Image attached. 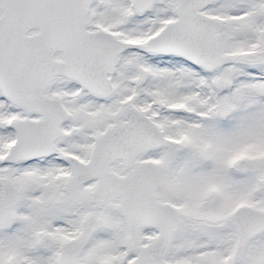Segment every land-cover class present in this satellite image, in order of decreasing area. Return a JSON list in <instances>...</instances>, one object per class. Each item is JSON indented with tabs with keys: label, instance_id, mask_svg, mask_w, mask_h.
Segmentation results:
<instances>
[{
	"label": "snow or ice",
	"instance_id": "snow-or-ice-1",
	"mask_svg": "<svg viewBox=\"0 0 264 264\" xmlns=\"http://www.w3.org/2000/svg\"><path fill=\"white\" fill-rule=\"evenodd\" d=\"M0 264H264V0H0Z\"/></svg>",
	"mask_w": 264,
	"mask_h": 264
}]
</instances>
